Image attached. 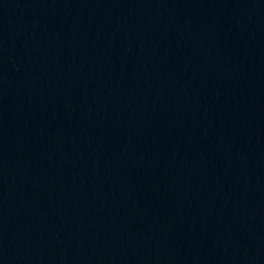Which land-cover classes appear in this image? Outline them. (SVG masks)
Listing matches in <instances>:
<instances>
[{
	"label": "water",
	"instance_id": "1",
	"mask_svg": "<svg viewBox=\"0 0 264 264\" xmlns=\"http://www.w3.org/2000/svg\"><path fill=\"white\" fill-rule=\"evenodd\" d=\"M0 264H264V0H0Z\"/></svg>",
	"mask_w": 264,
	"mask_h": 264
}]
</instances>
